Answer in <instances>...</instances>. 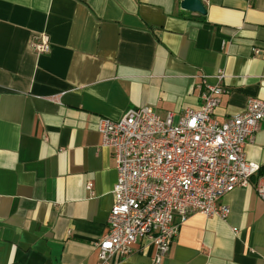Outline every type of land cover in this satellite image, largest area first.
<instances>
[{"label": "crops", "instance_id": "0c3cea01", "mask_svg": "<svg viewBox=\"0 0 264 264\" xmlns=\"http://www.w3.org/2000/svg\"><path fill=\"white\" fill-rule=\"evenodd\" d=\"M180 2L0 0V264H97L117 178L99 118L150 106L177 120L206 84L223 88L218 120L264 100V0ZM244 153L260 168L222 197L225 219L191 214L159 263L143 238L112 264H264V121Z\"/></svg>", "mask_w": 264, "mask_h": 264}, {"label": "built area", "instance_id": "2783aa9c", "mask_svg": "<svg viewBox=\"0 0 264 264\" xmlns=\"http://www.w3.org/2000/svg\"><path fill=\"white\" fill-rule=\"evenodd\" d=\"M30 47L48 53L49 35L35 33ZM222 90L206 84L200 105L186 108L177 120L173 112L160 115L150 106L130 107L118 120L99 118L97 130L111 149L117 178L106 231L95 244L97 264L128 255L143 238L155 247L152 260L159 263L188 216H228L222 197L247 186L260 168L246 159L244 146L264 121V100L251 97L242 112L218 120ZM255 188L264 200V183Z\"/></svg>", "mask_w": 264, "mask_h": 264}, {"label": "water", "instance_id": "95a60500", "mask_svg": "<svg viewBox=\"0 0 264 264\" xmlns=\"http://www.w3.org/2000/svg\"><path fill=\"white\" fill-rule=\"evenodd\" d=\"M181 8L191 11L204 14L206 12V8L202 0H181L180 2Z\"/></svg>", "mask_w": 264, "mask_h": 264}]
</instances>
